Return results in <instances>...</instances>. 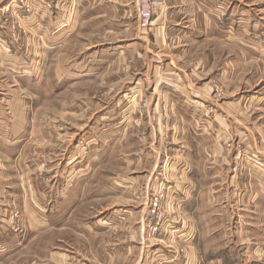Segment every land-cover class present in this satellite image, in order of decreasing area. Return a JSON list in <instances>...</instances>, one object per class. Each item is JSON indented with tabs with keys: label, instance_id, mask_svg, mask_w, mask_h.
I'll list each match as a JSON object with an SVG mask.
<instances>
[{
	"label": "rangeland",
	"instance_id": "374dc122",
	"mask_svg": "<svg viewBox=\"0 0 264 264\" xmlns=\"http://www.w3.org/2000/svg\"><path fill=\"white\" fill-rule=\"evenodd\" d=\"M101 1L105 0L96 3ZM75 13V0H0V106L5 119L8 115L15 116L18 127L24 130L20 147L8 146L12 142L8 135L0 137L4 141L3 147L0 144V160L13 171L10 162L13 159L20 160L19 167L28 165L35 190L41 195L55 190L57 187H51L54 180L59 182L63 178L66 180L61 190L69 195L74 193L65 201L67 217H53L55 229L40 237H29L21 212L15 208L11 211V229L21 245L14 258L4 264H59L51 255L66 251L71 258L69 264H82V258L84 264H97L94 256L99 255V246L113 242L114 238L122 243V247L116 248L121 251L116 255V264L127 261L160 264L162 260L158 258L163 255H168L169 260L173 258L171 251L188 260L191 247L188 240L183 241L185 235L181 232L191 224L183 211L185 202L177 197L175 189L177 180L186 182L182 163L205 164L209 171L214 160L227 159L223 165L226 172L221 173L232 179L229 182L232 191H249L244 181L251 171L248 166L257 161L252 148L264 149V57L260 56L264 38L258 34L247 37V42L252 41L260 50L259 57L235 45L221 50L208 44L202 48L211 49L205 58L185 59L186 72L197 86L211 83V100H192L185 110L198 116L196 133L191 136L199 141L211 138L219 149L213 155L215 159L208 154L203 156L199 148L188 146L186 121L179 119L176 105L167 103L161 93L160 97L156 94L160 101L157 104L149 98L147 104L141 91L132 93L133 98L128 99L129 92H125L121 81L104 82V71L102 77L63 83L67 76L80 78L82 70L98 69L88 45L120 40L105 32L86 38L81 33L79 36L74 32L63 33L66 28L59 18L67 21ZM216 19L219 28L231 29L225 15L219 13ZM150 25V21L147 26L140 24L143 29ZM70 29L75 30L74 24L68 26ZM192 44L197 51L200 44L197 41ZM111 53L117 54L110 58L114 65L121 62L118 70L136 73V67L127 60H117L123 55L118 58L119 52ZM188 62L192 64L188 66ZM112 68L113 72L117 70L116 66ZM171 90L178 92L179 87L173 85ZM220 118H228L230 127L227 133H222L223 138L219 136L221 133L217 136L221 132L217 126ZM105 127L108 129L103 130ZM49 128L55 134H50ZM216 174L218 168L210 176ZM13 175L18 173L12 174L15 179ZM0 181L3 188H13L7 178ZM109 181H114L115 199L97 198L98 193L112 191ZM224 187L231 191L228 184ZM76 193H85V197L78 198ZM92 197L97 199L94 201ZM98 213L106 224L115 213L114 232H95ZM140 237L147 244L142 252L144 259L148 251L146 263L141 262V253L135 247ZM154 248L159 250L157 255L152 254ZM130 249L132 253L128 256ZM7 254L8 247L0 243V255ZM245 258L246 264L264 262V257L258 254Z\"/></svg>",
	"mask_w": 264,
	"mask_h": 264
},
{
	"label": "crops",
	"instance_id": "0c3cea01",
	"mask_svg": "<svg viewBox=\"0 0 264 264\" xmlns=\"http://www.w3.org/2000/svg\"><path fill=\"white\" fill-rule=\"evenodd\" d=\"M96 1L75 0V15L69 16L67 21L59 18L60 23H63L66 28L63 33L74 32L77 36L81 33L84 35L83 38H86L88 35L105 32L115 35L112 38L120 40L118 43L103 42L88 45L87 50H91L90 52L94 53L93 55L97 59L94 63L98 62V69L82 70V77L67 76L65 80H62L63 83L67 84L68 81L70 83L74 80L86 81L97 75L102 77L104 71V82L108 84L121 81L125 92H129L128 95L126 94L128 99L133 98L132 93L136 94L141 91L147 104L149 103L148 98L157 104L160 101L156 99V94L158 93V97H160L161 93L162 99L176 105V114L179 119L186 121L184 126L188 133V146L194 149L199 148L197 150L201 149L203 156L208 154L216 159V156L213 155H217L219 149L213 144L211 138L200 141L197 139L198 142L195 137L191 136L193 132L196 133L198 116L187 109L185 110L186 104L192 100L203 102L211 100V83L203 87L197 86L192 76L186 72L185 59L190 56L205 58V53L210 52L211 49L202 48L208 44H213L216 49L221 50L229 45H235L240 47V50L259 57L260 50L253 46L252 41L247 42V37L258 34L259 37L264 38V0H105L99 3ZM219 13L225 15V20L230 24V30L218 27L216 15ZM60 16L62 17V14ZM144 19H149L151 25L143 29L140 24ZM71 24H74L75 30H68V26ZM192 41H197L200 44L197 51L196 47L191 45ZM114 51L119 52L118 58L123 55L117 60H127V63L136 67V73L128 74L123 73L122 69L118 70V63L121 64V62L114 65L110 60L111 57L117 55L111 53ZM262 52L260 56L264 57V51ZM190 64L192 63H187L188 66ZM113 66L117 67L115 72H113ZM173 85L179 87L178 92L171 90ZM63 89L64 87L61 88V91ZM126 96H123L124 99ZM91 102L94 103L93 99ZM225 113L227 112L225 111ZM150 118L149 126L152 127ZM227 119L220 118L217 121V126L221 130V132H217V136L221 133L220 138H223L221 135L224 136L222 133H227L230 129ZM8 121L9 123H7ZM18 124V118L13 115H8L5 119L3 107L0 106V137L5 135L11 137L12 142L8 144L11 148L21 145L20 137L24 130L20 129ZM144 127L149 130L147 126ZM102 129L107 130L108 128ZM49 133L55 134V131L49 128ZM3 142V139L0 138L2 147L4 146ZM221 150L222 148H220ZM252 150V156L257 161L255 165L248 166L251 171L247 174V181L244 182L248 185L249 191L243 189L238 192L232 191L229 185L232 179L228 178L226 174L222 175L227 169L223 166L228 162L227 159L214 160L209 166V171L205 164L193 166L182 163V172L186 173L182 177L186 182L177 180L175 189L177 197L182 198L185 202L183 211L190 219L189 228L186 225L181 232L185 235L183 241H189L187 244L191 247L190 257L187 260L176 256L171 251L170 254L173 255V258L169 260L168 255H163L164 257L158 258L162 260L160 264H246L245 257L247 256L249 259L253 254L264 257V149L254 147ZM201 159L204 160L203 157ZM17 160L10 161L14 171L0 160V180L5 177L13 186L12 189L3 188V182L0 181V243L5 244L9 250V254L0 255V264L12 260L21 245V241L16 239L15 233L11 229L10 214L14 208L21 212L28 236L40 237L55 229L52 224L53 217L56 215L67 217L68 208H64L65 201L68 200V196L74 194L70 193L69 195L61 190L60 187L66 180L63 178L59 182L54 180L51 187H57L55 190L41 195L35 190L32 170L27 168L28 165L19 167L21 162L18 160L17 163ZM79 163L76 162L77 165ZM215 168H218V174L210 176L214 173ZM13 173L16 175L18 173V176L13 175L15 179L12 177ZM19 174L23 176H19ZM108 184H111L112 191L98 193L97 198L115 199L114 181H109ZM226 184L232 192L224 187ZM15 186H18V190L15 189ZM37 193L39 196L36 195ZM76 194L78 198L85 197V193ZM96 197H92V199L95 201ZM37 203H39V207H37ZM98 214L100 220L97 219L95 222V232H114L115 213L112 214L113 218L109 216L108 224L105 223L104 217L100 218V213ZM142 216L143 213L141 218ZM140 232L143 233L142 229ZM112 241L99 246L97 250L99 255L94 256L97 264H116V255L121 252L116 248H120L122 243L116 242L115 238ZM136 245L135 247H138L137 249L141 253V262L146 263L147 256L149 257L148 251H146L147 255L144 259L142 252L145 251L147 244L140 237ZM131 246L129 245L130 248ZM156 248L153 249L152 254L157 255L159 250ZM127 253L130 256L132 250L130 249ZM128 256H124V258ZM51 257L59 264L71 263L67 251L51 255ZM77 259L79 257L75 260ZM81 260L82 264L86 263L84 258ZM127 264H134V262L127 261ZM260 264H264V262Z\"/></svg>",
	"mask_w": 264,
	"mask_h": 264
},
{
	"label": "built area",
	"instance_id": "2783aa9c",
	"mask_svg": "<svg viewBox=\"0 0 264 264\" xmlns=\"http://www.w3.org/2000/svg\"><path fill=\"white\" fill-rule=\"evenodd\" d=\"M143 26H147L149 24V21L148 19H144L143 22H142Z\"/></svg>",
	"mask_w": 264,
	"mask_h": 264
},
{
	"label": "bare ground",
	"instance_id": "6f19581e",
	"mask_svg": "<svg viewBox=\"0 0 264 264\" xmlns=\"http://www.w3.org/2000/svg\"><path fill=\"white\" fill-rule=\"evenodd\" d=\"M36 43V42H35Z\"/></svg>",
	"mask_w": 264,
	"mask_h": 264
}]
</instances>
